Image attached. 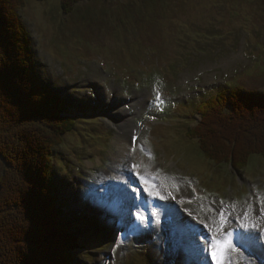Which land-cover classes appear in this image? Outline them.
Returning <instances> with one entry per match:
<instances>
[{"label": "rangeland", "instance_id": "374dc122", "mask_svg": "<svg viewBox=\"0 0 264 264\" xmlns=\"http://www.w3.org/2000/svg\"><path fill=\"white\" fill-rule=\"evenodd\" d=\"M60 4L29 0L21 16L41 79L76 115L54 155L59 203L85 250L74 264H211L197 222L211 230L206 238L244 244L264 264V158L240 174L206 160L187 134L212 96L239 86L264 92V0H94L70 15ZM139 177L156 194L146 191L150 208L175 212L182 247L156 223L152 239L133 227L123 190L145 188ZM113 206L122 235L99 211ZM234 249L225 264H242Z\"/></svg>", "mask_w": 264, "mask_h": 264}, {"label": "trees", "instance_id": "16d2710c", "mask_svg": "<svg viewBox=\"0 0 264 264\" xmlns=\"http://www.w3.org/2000/svg\"><path fill=\"white\" fill-rule=\"evenodd\" d=\"M28 1L0 0V264H74L81 246L59 203L54 155L76 123L64 116L68 97L40 77L21 16ZM87 1L60 5L70 15ZM198 114L188 137L208 161L243 171L253 156L264 158V92L226 90Z\"/></svg>", "mask_w": 264, "mask_h": 264}, {"label": "snow or ice", "instance_id": "6c2138e0", "mask_svg": "<svg viewBox=\"0 0 264 264\" xmlns=\"http://www.w3.org/2000/svg\"><path fill=\"white\" fill-rule=\"evenodd\" d=\"M135 167V166H134ZM137 176H139V173H137ZM140 180H142L144 182V184L146 185V187L144 188V191H147L149 193V195L151 196H155L156 194L153 193L151 191V187L147 185V181L143 178V177H139ZM133 192L137 193V196L139 195V189L136 188L135 186H133L132 188ZM131 207H135L137 210V213L141 212L142 209L135 205L133 203V205ZM131 207L129 208V216L131 215ZM222 217V214H221ZM122 224H126V221H121ZM133 223V227L139 229L141 227L146 228L148 226V218L144 217V221L143 223H136V222H132ZM189 224H191V222H188ZM221 223H223V220L221 221ZM221 231V228H216L215 232L219 233ZM228 235L230 236L231 234L228 233ZM207 240H209L206 249L205 246L202 245V250H210L209 254L211 256L212 261L214 262V264H225V252L226 251H235V249L232 247L230 240L227 239H217L216 235H212L210 238H205ZM255 238L252 237L251 235H249L247 237V241L251 242L252 240H254Z\"/></svg>", "mask_w": 264, "mask_h": 264}, {"label": "bare ground", "instance_id": "6f19581e", "mask_svg": "<svg viewBox=\"0 0 264 264\" xmlns=\"http://www.w3.org/2000/svg\"><path fill=\"white\" fill-rule=\"evenodd\" d=\"M117 112H119V113H123V112H125V109H119V110H117ZM127 114V113H126ZM123 116V115H122ZM130 123L131 122V120L129 119H127V117L125 118V121H124V123ZM125 129H126V127L128 126V125H126V124H124V125H122ZM129 127V126H128ZM136 129V128H135ZM139 130V129H138ZM131 137V136H130ZM122 148V150H124V153H123V155H124V157H121L122 159L124 158L125 160H127L128 159V157H126L127 156V152H128V150H127V148H126V145L125 144H120V149ZM135 185V184H134ZM136 188H138V186L136 185L135 186ZM124 189V188H123ZM124 191H126V190H123V193H127V192H124ZM142 194V193H141ZM125 195H127V194H125ZM121 200H124V199H122V198H120ZM151 204H152V201H151ZM168 204H169V202H168ZM139 215L141 216V218H142V220H143V215L141 214V212H139ZM163 218H161V219H159V220H162ZM187 235V234H186ZM190 243V242H189ZM196 251V250H195ZM227 252V251H226ZM225 252V257H226V255H228L227 253ZM224 257V258H225Z\"/></svg>", "mask_w": 264, "mask_h": 264}]
</instances>
